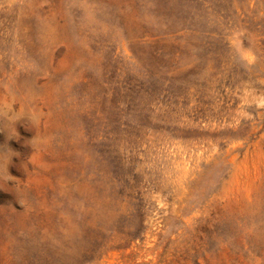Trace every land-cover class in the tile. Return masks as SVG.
<instances>
[{
    "label": "rangeland",
    "instance_id": "1",
    "mask_svg": "<svg viewBox=\"0 0 264 264\" xmlns=\"http://www.w3.org/2000/svg\"><path fill=\"white\" fill-rule=\"evenodd\" d=\"M0 264H264V0H0Z\"/></svg>",
    "mask_w": 264,
    "mask_h": 264
}]
</instances>
